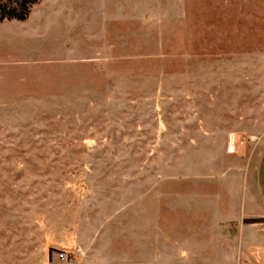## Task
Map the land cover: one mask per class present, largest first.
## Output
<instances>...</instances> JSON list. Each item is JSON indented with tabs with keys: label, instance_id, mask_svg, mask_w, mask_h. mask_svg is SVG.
Listing matches in <instances>:
<instances>
[{
	"label": "rangeland",
	"instance_id": "1",
	"mask_svg": "<svg viewBox=\"0 0 264 264\" xmlns=\"http://www.w3.org/2000/svg\"><path fill=\"white\" fill-rule=\"evenodd\" d=\"M33 1L0 20V264H264V0Z\"/></svg>",
	"mask_w": 264,
	"mask_h": 264
},
{
	"label": "crops",
	"instance_id": "2",
	"mask_svg": "<svg viewBox=\"0 0 264 264\" xmlns=\"http://www.w3.org/2000/svg\"><path fill=\"white\" fill-rule=\"evenodd\" d=\"M246 178L245 183L249 195L247 215L264 218V148L258 155L255 164L248 170Z\"/></svg>",
	"mask_w": 264,
	"mask_h": 264
},
{
	"label": "trees",
	"instance_id": "3",
	"mask_svg": "<svg viewBox=\"0 0 264 264\" xmlns=\"http://www.w3.org/2000/svg\"><path fill=\"white\" fill-rule=\"evenodd\" d=\"M33 0H0V20L25 21Z\"/></svg>",
	"mask_w": 264,
	"mask_h": 264
},
{
	"label": "built area",
	"instance_id": "4",
	"mask_svg": "<svg viewBox=\"0 0 264 264\" xmlns=\"http://www.w3.org/2000/svg\"><path fill=\"white\" fill-rule=\"evenodd\" d=\"M65 255L64 254H61V258H63Z\"/></svg>",
	"mask_w": 264,
	"mask_h": 264
}]
</instances>
